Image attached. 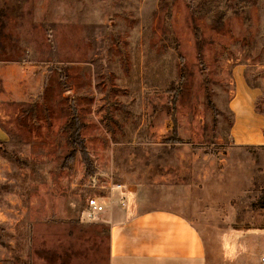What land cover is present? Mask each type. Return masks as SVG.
<instances>
[{"label": "rangeland", "instance_id": "rangeland-1", "mask_svg": "<svg viewBox=\"0 0 264 264\" xmlns=\"http://www.w3.org/2000/svg\"><path fill=\"white\" fill-rule=\"evenodd\" d=\"M239 80L264 138V0H0V91L22 93L0 99V260L108 264L103 220L129 194L189 205L209 264L228 247L264 263V141L237 143ZM72 108L92 175L66 163Z\"/></svg>", "mask_w": 264, "mask_h": 264}, {"label": "crops", "instance_id": "crops-1", "mask_svg": "<svg viewBox=\"0 0 264 264\" xmlns=\"http://www.w3.org/2000/svg\"><path fill=\"white\" fill-rule=\"evenodd\" d=\"M251 93L239 80L230 101L234 113L233 127H241L237 142L240 145H260L264 141L259 134L263 118L255 111ZM16 94L22 93L3 90L0 91V99H15ZM119 190L112 195L122 194ZM187 208L189 205L185 202L179 207L174 204L145 208L133 202L132 198L130 200L129 194L123 204L118 200L112 202L103 220L108 225V264H209L205 236ZM231 235L236 233L224 232L221 237ZM217 250L212 264H260L255 257L240 254L236 247ZM0 264L5 263L0 260Z\"/></svg>", "mask_w": 264, "mask_h": 264}, {"label": "trees", "instance_id": "trees-1", "mask_svg": "<svg viewBox=\"0 0 264 264\" xmlns=\"http://www.w3.org/2000/svg\"><path fill=\"white\" fill-rule=\"evenodd\" d=\"M71 113L72 115L65 123L67 128V142L72 148L66 157V163L71 161L78 152L83 164L86 167V171L92 175L95 171L89 153L86 149L84 138L81 135V130L84 127V123L77 115V112L74 108H72Z\"/></svg>", "mask_w": 264, "mask_h": 264}, {"label": "built area", "instance_id": "built-area-1", "mask_svg": "<svg viewBox=\"0 0 264 264\" xmlns=\"http://www.w3.org/2000/svg\"><path fill=\"white\" fill-rule=\"evenodd\" d=\"M119 202L123 204L124 199H120ZM86 205L89 208L87 211V218H86V220L88 221H92L96 219L98 214L104 211V206L96 198L89 199ZM262 260H264V258Z\"/></svg>", "mask_w": 264, "mask_h": 264}]
</instances>
